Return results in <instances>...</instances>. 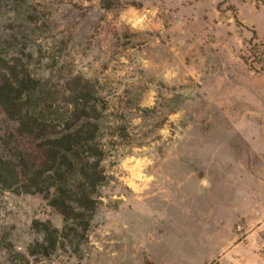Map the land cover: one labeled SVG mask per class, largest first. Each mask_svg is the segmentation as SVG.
I'll return each instance as SVG.
<instances>
[{
    "label": "rangeland",
    "instance_id": "374dc122",
    "mask_svg": "<svg viewBox=\"0 0 264 264\" xmlns=\"http://www.w3.org/2000/svg\"><path fill=\"white\" fill-rule=\"evenodd\" d=\"M109 1L0 0V62L93 87L108 178L86 239L47 256L49 197L0 189V264H264V71L241 59L262 66L264 6ZM16 127L0 107V145Z\"/></svg>",
    "mask_w": 264,
    "mask_h": 264
},
{
    "label": "trees",
    "instance_id": "16d2710c",
    "mask_svg": "<svg viewBox=\"0 0 264 264\" xmlns=\"http://www.w3.org/2000/svg\"><path fill=\"white\" fill-rule=\"evenodd\" d=\"M102 4L106 9L112 5L109 0ZM255 48L260 68L248 58L241 59L249 70L260 73L264 46ZM13 61L0 62V107L17 124L16 136L29 142L0 145V189L49 197V206L63 217L64 226L58 230L50 222H35L43 240L28 251L30 256H47L63 247L65 240L86 239L91 217L102 204L99 189L108 178L100 165L106 152L95 142L100 99L88 82L78 79L50 92L31 78L23 64Z\"/></svg>",
    "mask_w": 264,
    "mask_h": 264
},
{
    "label": "built area",
    "instance_id": "2783aa9c",
    "mask_svg": "<svg viewBox=\"0 0 264 264\" xmlns=\"http://www.w3.org/2000/svg\"><path fill=\"white\" fill-rule=\"evenodd\" d=\"M261 6H264V0H259L258 2Z\"/></svg>",
    "mask_w": 264,
    "mask_h": 264
}]
</instances>
